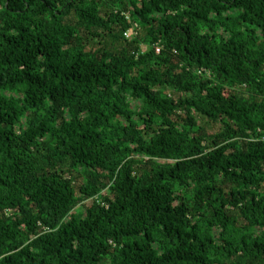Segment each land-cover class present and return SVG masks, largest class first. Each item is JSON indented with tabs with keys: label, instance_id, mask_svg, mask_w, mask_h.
<instances>
[{
	"label": "trees",
	"instance_id": "trees-1",
	"mask_svg": "<svg viewBox=\"0 0 264 264\" xmlns=\"http://www.w3.org/2000/svg\"><path fill=\"white\" fill-rule=\"evenodd\" d=\"M0 264H264V0H0Z\"/></svg>",
	"mask_w": 264,
	"mask_h": 264
},
{
	"label": "rangeland",
	"instance_id": "rangeland-1",
	"mask_svg": "<svg viewBox=\"0 0 264 264\" xmlns=\"http://www.w3.org/2000/svg\"><path fill=\"white\" fill-rule=\"evenodd\" d=\"M207 128V131L210 132V133H216L219 129V126L218 125H214V126H206Z\"/></svg>",
	"mask_w": 264,
	"mask_h": 264
},
{
	"label": "built area",
	"instance_id": "built-area-1",
	"mask_svg": "<svg viewBox=\"0 0 264 264\" xmlns=\"http://www.w3.org/2000/svg\"><path fill=\"white\" fill-rule=\"evenodd\" d=\"M125 35H127V33ZM156 51L159 52V49H157Z\"/></svg>",
	"mask_w": 264,
	"mask_h": 264
}]
</instances>
